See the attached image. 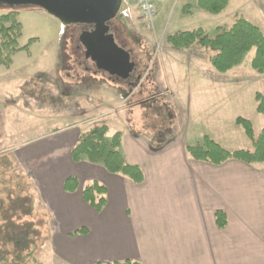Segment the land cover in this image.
<instances>
[{
	"label": "rangeland",
	"instance_id": "374dc122",
	"mask_svg": "<svg viewBox=\"0 0 264 264\" xmlns=\"http://www.w3.org/2000/svg\"><path fill=\"white\" fill-rule=\"evenodd\" d=\"M10 12H15L22 27L19 46L31 39L34 42L28 51L14 55L11 67L0 66V180L8 182L6 193L12 186L20 193L33 189L16 155L34 148L38 151L50 140L57 142L70 128L80 129L84 135L106 126L107 142L120 133L147 139L150 145H183L185 152L187 146H202L204 137L228 152L252 151L235 119L249 120L255 137L264 126L254 100V94L263 91L264 75L250 67L253 51L238 67L219 74L207 63L214 54L211 50H176L166 43L174 33L197 28L212 38L218 26L228 28L230 22L223 21V16L197 9L195 0H159L153 29L146 31L132 0H125L119 12L123 26L113 25V37L130 52L136 74L126 82H113L86 62L78 42L80 25L62 27L39 8L0 4V17ZM85 112L89 114L80 115ZM40 199L36 210L24 218L35 224L39 241L44 243L37 260L64 264L58 258L63 250L58 246L60 229L44 197L40 195Z\"/></svg>",
	"mask_w": 264,
	"mask_h": 264
},
{
	"label": "crops",
	"instance_id": "0c3cea01",
	"mask_svg": "<svg viewBox=\"0 0 264 264\" xmlns=\"http://www.w3.org/2000/svg\"><path fill=\"white\" fill-rule=\"evenodd\" d=\"M217 16L231 23L228 28L244 18L264 35V0H230ZM1 124L2 116V130ZM71 129L57 142L15 157L31 181L33 211L43 196L60 229L62 263L264 264V164L229 160L215 166L191 159L183 145L156 146L122 135L124 161L143 173V182L134 184L101 166L72 162L70 150L83 134ZM68 178L78 183L74 192L64 190ZM92 182L106 189L99 213L82 199V188ZM216 212L226 216L223 229L216 225ZM83 228L86 234L70 236Z\"/></svg>",
	"mask_w": 264,
	"mask_h": 264
},
{
	"label": "trees",
	"instance_id": "16d2710c",
	"mask_svg": "<svg viewBox=\"0 0 264 264\" xmlns=\"http://www.w3.org/2000/svg\"><path fill=\"white\" fill-rule=\"evenodd\" d=\"M230 0H196L197 9L217 16L228 6ZM190 5L188 7V10ZM21 24L15 12L0 17V66L8 68L12 58L21 51H28L34 39L20 47ZM166 43L176 50H187L192 47L209 49L214 52L208 58L210 67L219 74H225L238 67L246 54L253 51L250 67L259 75H264V35L260 29L244 18H238L230 28H217L214 37L210 38L206 31L197 28L192 31L177 32L167 37ZM256 112L264 117V80L263 91L254 94ZM235 124L242 127L245 136L252 144V151L238 150L228 152L207 137L202 146L186 147L189 157L195 161L220 166L229 160L247 165L264 164V127L257 137L254 136L252 123L242 117L235 119ZM108 128L100 126L91 133L80 137L78 143L70 150V159L74 163L86 161L92 165H101L111 175L122 176L134 184L143 182V173L139 167L126 164L121 154L122 135L115 133L110 142L106 141ZM27 178L26 176H24ZM20 183V182H19ZM8 182L0 180V264H40L37 252L44 243L39 241V232L34 223L24 221L33 212V198L30 190L7 191ZM20 185V184H19ZM78 183L68 178L64 190L74 192ZM20 188V187H19ZM6 193V194H5ZM83 202L94 211L101 212L106 204V189L103 185L92 182L82 188ZM218 228L226 226V216L222 212L215 213ZM80 229L70 234L76 237L86 234ZM107 264H140L132 260Z\"/></svg>",
	"mask_w": 264,
	"mask_h": 264
},
{
	"label": "water",
	"instance_id": "95a60500",
	"mask_svg": "<svg viewBox=\"0 0 264 264\" xmlns=\"http://www.w3.org/2000/svg\"><path fill=\"white\" fill-rule=\"evenodd\" d=\"M122 0H0L9 7H36L58 20L61 26L91 25L90 31H83L78 37L84 49V58L89 59L97 69L127 79L135 69L130 54L120 48L112 34H107L108 23L119 13Z\"/></svg>",
	"mask_w": 264,
	"mask_h": 264
},
{
	"label": "built area",
	"instance_id": "2783aa9c",
	"mask_svg": "<svg viewBox=\"0 0 264 264\" xmlns=\"http://www.w3.org/2000/svg\"><path fill=\"white\" fill-rule=\"evenodd\" d=\"M158 1L159 0H132L138 11V20L143 30L151 31L153 29ZM124 4L125 0L123 1V5Z\"/></svg>",
	"mask_w": 264,
	"mask_h": 264
},
{
	"label": "flooded vegetation",
	"instance_id": "af4514ba",
	"mask_svg": "<svg viewBox=\"0 0 264 264\" xmlns=\"http://www.w3.org/2000/svg\"><path fill=\"white\" fill-rule=\"evenodd\" d=\"M116 23H118L121 27L123 26V21H121V18H120V15L118 14L117 15V17H115L114 18V20H112L111 22H109L107 25H108V27H109V30H108V33L107 34H112L113 36H114V32H113V25L114 24H116ZM81 26V29H82V31L81 32H83V31H90L91 29H92V26L91 25H80ZM141 28V27H140ZM120 47V46H119ZM79 48V47H78ZM80 48H82L81 46H80ZM120 48H122V49H124L123 47H120ZM82 55L84 56V49L82 48ZM129 54H130V52H128ZM130 58H131V54H130ZM86 60V62H89L91 65H94L89 59H85ZM131 61H132V59H130ZM132 62H134V64H135V61H132ZM95 67V66H94ZM95 69L98 71V72H101V73H105L106 75H107V80H109V81H119V80H123L124 82H126V81H128V80H130V79H132L134 76H135V74H136V64H135V69H134V71H133V73L131 74V76L129 77V78H127V79H121L120 77H118L116 74H109L107 71H105V70H102V69H97L96 67H95Z\"/></svg>",
	"mask_w": 264,
	"mask_h": 264
}]
</instances>
